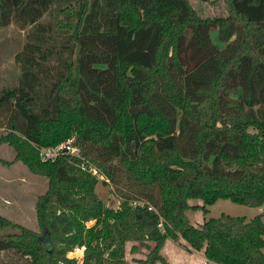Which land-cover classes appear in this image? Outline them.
Here are the masks:
<instances>
[{
	"label": "trees",
	"instance_id": "16d2710c",
	"mask_svg": "<svg viewBox=\"0 0 264 264\" xmlns=\"http://www.w3.org/2000/svg\"><path fill=\"white\" fill-rule=\"evenodd\" d=\"M227 2V17L208 19L190 0H0V28L28 29L18 84L0 91V143L15 151L0 162L47 178L41 232L0 215L17 231L0 235V264H127L129 245L154 264L167 239L216 264H264L261 214L187 213L264 202V0ZM72 136L79 157L41 160L37 147Z\"/></svg>",
	"mask_w": 264,
	"mask_h": 264
},
{
	"label": "rangeland",
	"instance_id": "374dc122",
	"mask_svg": "<svg viewBox=\"0 0 264 264\" xmlns=\"http://www.w3.org/2000/svg\"><path fill=\"white\" fill-rule=\"evenodd\" d=\"M197 15L201 18L213 19L217 17H227V0H190ZM49 20V16L45 17ZM28 29H20L16 24L11 23L6 27L0 28V91L3 88L17 86L19 76V64L15 60V55L21 50L26 41V32ZM218 28L213 26L210 31L212 42L222 47L223 44L218 39ZM62 41V37H59ZM67 50L63 53L66 55ZM6 129L0 127V135L5 134ZM76 137L57 144L54 147H37L42 161L52 160L61 152H67L73 156L79 157V149L75 144ZM15 151L7 143H0V159L12 161ZM87 167V164L82 162ZM0 195L4 198V208H0V215L22 225L33 231L41 232L35 212V202L39 195H42L47 189V178L31 173L25 165L17 161L11 165L0 162ZM98 179L95 186V192L103 203L110 208H118L122 201L115 185L110 182L102 172L96 169V173L90 172ZM119 187H123L120 183ZM191 204L200 203L199 200H190ZM1 203V201H0ZM1 207V205H0ZM208 213L188 211V216L192 223H200L203 219L217 218L222 214L229 216H243L247 220L257 214L262 215L264 222V202L259 207H250L247 205L232 202L229 199H218L213 204L207 206ZM89 221L87 225H91ZM17 232L10 228L0 229V235ZM130 245L126 248L125 259L127 264H146L148 250L143 247H137V251L129 252ZM264 251V249H263ZM164 261L157 260L154 264H205V257L200 252L191 251L183 241H173L167 239L160 250ZM83 249L77 248L69 253L70 257L81 260ZM209 261V260H208ZM207 262L209 264L210 262ZM212 262V261H211ZM213 264V263H211Z\"/></svg>",
	"mask_w": 264,
	"mask_h": 264
},
{
	"label": "crops",
	"instance_id": "0c3cea01",
	"mask_svg": "<svg viewBox=\"0 0 264 264\" xmlns=\"http://www.w3.org/2000/svg\"><path fill=\"white\" fill-rule=\"evenodd\" d=\"M1 172V171H0ZM2 175V173H0V176ZM0 201H1V203H0V205H1V209L2 208H4L3 206H2V204H4V198L0 195ZM205 260H206V258H205ZM206 261H208V260H206ZM205 261V264H207V262ZM208 262H210L209 264H211V263H213V264H216V263H214V262H211V261H208Z\"/></svg>",
	"mask_w": 264,
	"mask_h": 264
},
{
	"label": "built area",
	"instance_id": "2783aa9c",
	"mask_svg": "<svg viewBox=\"0 0 264 264\" xmlns=\"http://www.w3.org/2000/svg\"><path fill=\"white\" fill-rule=\"evenodd\" d=\"M81 168L83 170H87L86 166H84V165H81ZM88 171L96 173V169L94 167H92V166H88Z\"/></svg>",
	"mask_w": 264,
	"mask_h": 264
}]
</instances>
